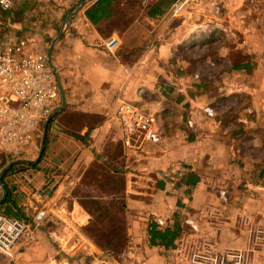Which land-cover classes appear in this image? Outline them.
Instances as JSON below:
<instances>
[{"label": "crops", "instance_id": "0c3cea01", "mask_svg": "<svg viewBox=\"0 0 264 264\" xmlns=\"http://www.w3.org/2000/svg\"><path fill=\"white\" fill-rule=\"evenodd\" d=\"M20 1L15 0L4 15V20L10 16L15 19L13 24L5 20L6 33L17 31L14 12ZM37 1L34 6L18 9L16 15L33 11L42 17L47 6ZM97 1L54 0L49 8L55 17L47 20L59 27L52 30V24H47L45 34L39 35L50 43L48 48L28 29L17 32L22 33L21 38L37 39L47 50L52 46L62 91L47 121L46 151L41 156L47 169L42 167L29 176L33 191L23 203L11 195L10 205L17 210L11 216L30 218L38 206L35 192L45 182L53 183L56 189L45 203L47 220L35 227L28 243L20 241L9 253L0 251V264H188L179 248L184 232L201 236L218 251H225L247 249L259 228L263 246L253 253L252 264H264V60L251 53L244 60H235L229 46L230 72L226 77L203 76L191 81L187 76L183 90L179 88L182 81H172L173 86L167 83V94L152 103L161 110L162 118H157L161 143L142 142L139 135L127 144L117 114L119 105L129 101L139 106L149 88L161 86L160 58L166 64L168 50L170 53L175 44L169 34L155 48L153 40L146 52L155 54V63L148 67L143 23L157 26L168 22L184 8L182 23L173 31L184 30L182 36L190 49L219 30L221 22L208 13L186 11L192 0H177L161 18L147 13L148 6L157 0L138 2L143 15L138 9L130 11L129 0H113L108 15L93 23L87 12ZM127 38L133 41L127 44ZM206 107H212L215 116L209 117ZM176 112L180 114L173 117ZM189 120L194 121V127L189 126ZM69 153L74 157L71 170L75 180L97 162L123 178L129 237L123 253L115 255L104 249L71 220L79 221V216L82 225L89 223L91 215L85 208L79 204L69 208L52 205L66 194V182L55 180V169ZM187 220L198 230H192ZM154 224L159 228L179 226L181 233L174 246L151 243Z\"/></svg>", "mask_w": 264, "mask_h": 264}, {"label": "rangeland", "instance_id": "374dc122", "mask_svg": "<svg viewBox=\"0 0 264 264\" xmlns=\"http://www.w3.org/2000/svg\"><path fill=\"white\" fill-rule=\"evenodd\" d=\"M25 1V2H24ZM45 4L43 5L46 8H43L45 12L39 17L38 14H33V11H27L25 14L21 13L20 15H16L17 10L21 9L23 6L28 5H36L37 0H21L17 6L15 5L14 15L16 16V24L17 29L16 32L12 30V32H7L8 39L18 40L21 38L23 32L21 29H28L32 36L37 37L41 40V43L44 42L41 39V36L45 34V28L47 24H52V30H57L59 25L56 22L48 21L50 17H55V13L51 14L54 10L53 8H49V6H53L54 0H42ZM131 3L129 9L130 11H135L138 9L142 15L144 14L143 9H139L138 2L141 0H129ZM194 2L188 3L190 4L187 7L186 11H195L194 13H208L213 17H216L220 20L219 30L213 32L209 36H204L203 39L198 40V42L188 49L184 42V37L182 34L184 30H179V32L175 33L173 29H179V25L182 23L181 19L183 17V10L181 8L177 11L174 18L170 21H162L156 25H152L144 22L145 25V34L143 38V44L145 46V61L149 62L148 67L151 63H155V54H150V51H147L151 48L153 40L154 48L157 46L156 44L162 43L163 40L167 39V35L172 38V41L175 43L171 46V51L166 55L164 64L162 62V58H160V83L161 86L149 88L148 92L145 94L144 98L139 102L140 108L144 111L150 112L156 118H162L161 113L158 110L156 104L152 105L153 102L156 101L158 96L166 95V87L173 86L172 81H182L179 85V88L183 90V81H186L185 78L190 76L192 78L191 81H199L201 77L206 76L210 78L217 77H226L229 70V60L227 59L226 51L229 50V46L232 47L233 57L235 60H244L247 58V53L254 54L256 59L259 60V56L264 60V0H192ZM126 5V6H128ZM173 6V5H172ZM14 7V5H13ZM42 9V10H43ZM135 9V10H134ZM14 11V8H13ZM24 15V16H23ZM7 21L12 23L14 22V17L10 16ZM5 19V20H6ZM9 24V23H7ZM57 27V28H56ZM12 28V26H9ZM154 31V32H152ZM158 31V32H157ZM47 32V30H46ZM154 33V34H152ZM158 34V36H156ZM133 41L131 38L125 39V43H129ZM45 43L46 48L49 47L50 43ZM160 43V44H161ZM43 44V43H42ZM168 47V46H166ZM45 48V47H44ZM45 48V49H46ZM250 49L247 52V49ZM255 48V52L253 50ZM167 50L165 51V54ZM250 54V56H251ZM191 73V74H190ZM190 74V75H189ZM196 74L198 76L196 77ZM165 83V85L163 83ZM167 83H169L167 86ZM165 87V89H164ZM227 105H231L230 103H225ZM223 104L222 106H225ZM179 112L174 113L175 115H179ZM44 126V125H43ZM43 126L41 125L35 135V144L31 150L25 152L22 155H12L7 150H4L0 147V172L4 169L8 164H10L13 160L26 159V160H34L38 157L41 151L42 139H43ZM80 136V135H77ZM143 142V140H142ZM150 143V142H145ZM155 144V143H154ZM46 151V149H45ZM45 151L42 155L44 157ZM69 153L68 157H65L62 160V165L55 169V180L59 182H66L65 189L66 194L61 198H58L57 201H54L52 204L55 208H59V205L72 207L73 205L77 206L78 204L83 207V204L92 205V200L94 198H102L103 199V207L96 210L95 212V222L94 225L89 221L85 225H82V220L78 216V220L74 219L81 227V231L88 237L95 239L102 238L104 230L108 229L112 223L116 225H122V223L128 222L127 215L121 207H113L110 198V193L113 188L117 191L123 193L125 185L118 183L117 180L122 181V178L119 176H115L112 172V169L109 168L108 165H105L103 162L95 163L93 166L88 168L86 171L81 172L82 178L79 180H75L73 175L72 160L74 157ZM120 155V154H119ZM42 157L39 161L30 165V162H24V164H16V167L10 173H7L6 176H3L2 183H0V201L2 203L4 196V186L11 191V195L13 198H17L19 203H23L22 199L25 196H31L33 189L29 187V176L31 177L33 173H37V171L44 167L47 169L46 164L41 163ZM33 164V163H32ZM43 164V166H41ZM53 164V163H52ZM56 164V163H54ZM53 164V167L56 165ZM8 172V171H7ZM76 173H79L76 171ZM113 181L115 185H113ZM57 183V182H56ZM123 183V181H122ZM117 184V185H116ZM54 184H49L45 182V184L40 189H53V194L55 193L56 187ZM17 186L16 188H14ZM27 192H26V191ZM9 195V194H8ZM15 195V196H14ZM53 196V195H52ZM8 197V196H7ZM12 198V197H11ZM52 198V197H51ZM16 200V199H15ZM14 201V199H13ZM121 205V204H120ZM23 206L19 207L22 209ZM6 206L3 204V207L0 208V212H5ZM16 208V209H19ZM3 209V210H2ZM13 210V208H11ZM73 210V209H72ZM17 211V210H16ZM13 210L12 212H16ZM20 211V210H19ZM21 212V211H20ZM125 214V215H124ZM72 217L71 215H68ZM13 217V216H10ZM27 217V216H25ZM17 218V217H13ZM91 218H93L91 216ZM90 218V219H91ZM25 220H32L30 218H23ZM95 226H100L98 231H94ZM81 232V233H82ZM121 236L123 238H127V244L129 241V237L127 235V229H122ZM103 241V240H102ZM101 243H104L101 242ZM127 249V247H126ZM125 249V250H126ZM124 250V251H125ZM1 251V250H0ZM122 251L121 253H123ZM3 252V251H2ZM112 252V251H111ZM114 253V252H113ZM119 253V252H118ZM118 253H115L118 254ZM186 258V257H185ZM186 262L188 263L187 259Z\"/></svg>", "mask_w": 264, "mask_h": 264}, {"label": "built area", "instance_id": "2783aa9c", "mask_svg": "<svg viewBox=\"0 0 264 264\" xmlns=\"http://www.w3.org/2000/svg\"><path fill=\"white\" fill-rule=\"evenodd\" d=\"M15 0H0V147L12 155H22L32 149L39 127L55 112L61 96V82L50 63L48 50L35 38L25 36L19 40L6 37L4 15ZM209 117L215 116L212 107H206ZM117 114L123 126L127 144L137 136L145 142L159 144L162 134L158 119L138 105L122 101ZM190 127L194 121L189 120ZM224 193V192H223ZM53 189L35 192L38 206L32 220L9 217L0 212V250L9 253L20 241L32 240L35 227L49 217L45 203ZM162 223V222H161ZM194 231L198 227L187 220ZM261 229L253 235L247 249L218 251L201 236L181 237L179 248L188 264H252V255L263 246Z\"/></svg>", "mask_w": 264, "mask_h": 264}, {"label": "trees", "instance_id": "16d2710c", "mask_svg": "<svg viewBox=\"0 0 264 264\" xmlns=\"http://www.w3.org/2000/svg\"><path fill=\"white\" fill-rule=\"evenodd\" d=\"M113 0H98L96 5L89 9L87 12L88 17L91 19L93 23H97L101 18H104L108 15V8L112 4ZM177 0H157L156 2L150 4L148 7L147 13L149 16L153 18H161L164 16L167 11L172 7V5ZM18 164H24V162H20ZM32 165V164H30ZM16 167V164L11 168V171H13ZM117 172V171H116ZM118 176V175H116ZM120 177V176H119ZM120 185L124 184V180L122 178V181L119 182ZM115 181H113V185ZM116 183V182H115ZM117 185V184H116ZM7 186V185H6ZM125 191V190H124ZM121 193L120 191H117L113 188L112 192L110 193L109 200L112 203L113 207H121L124 212L126 213V204H125V197L124 192ZM92 205L83 204V207L88 211V213L93 217L90 219V222L92 225H94L95 222V212L96 210L102 208L103 205V199L102 198H94L92 200ZM3 204H7L5 209V214L8 216H11L12 213V205L11 204V191L9 190V195L7 199L0 203V207ZM121 204V205H120ZM17 218L23 219L24 216L17 214ZM125 215V214H124ZM127 229L126 223H122V225H116L114 223L111 224V226L104 232H102L103 236L100 239H95V242L99 244L101 247H103L106 250L112 251L114 253H121L124 251L127 247V238H123L121 235L122 229ZM100 229V226H95L94 231H98ZM181 230L178 225H174L173 227H167V228H159L157 224H154L152 228L150 229V241L152 244L159 243L166 247L174 246L175 240L180 235ZM104 243H101L103 242Z\"/></svg>", "mask_w": 264, "mask_h": 264}, {"label": "water", "instance_id": "95a60500", "mask_svg": "<svg viewBox=\"0 0 264 264\" xmlns=\"http://www.w3.org/2000/svg\"><path fill=\"white\" fill-rule=\"evenodd\" d=\"M51 51H52V46L48 49V56H49V60L50 63L53 67H55L53 61H52V55H51ZM59 77V75H58ZM61 91H62V87H61ZM48 121V120H47ZM47 121L44 125V134H43V139H42V145H41V151L39 156L37 157V159L35 160H26V159H19V160H15L12 161L10 164H8L4 169H2V171L0 172V183H2V178L4 176V174L8 171V169L15 163L17 162H30V163H36L42 156L44 150H45V144H46V136H47V130H48V124ZM9 194L8 189L6 188V186H4V196H3V200L7 199V196ZM1 202V201H0Z\"/></svg>", "mask_w": 264, "mask_h": 264}]
</instances>
